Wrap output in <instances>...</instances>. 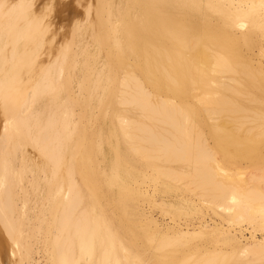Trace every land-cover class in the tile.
I'll return each mask as SVG.
<instances>
[{
    "label": "bare ground",
    "instance_id": "6f19581e",
    "mask_svg": "<svg viewBox=\"0 0 264 264\" xmlns=\"http://www.w3.org/2000/svg\"><path fill=\"white\" fill-rule=\"evenodd\" d=\"M47 1L0 0V264H264V0H92L57 43Z\"/></svg>",
    "mask_w": 264,
    "mask_h": 264
},
{
    "label": "rangeland",
    "instance_id": "374dc122",
    "mask_svg": "<svg viewBox=\"0 0 264 264\" xmlns=\"http://www.w3.org/2000/svg\"><path fill=\"white\" fill-rule=\"evenodd\" d=\"M52 0H50V2L48 3V1L44 4V9L46 8V4H49L50 6L52 5L53 7H49L48 5V7L46 8L47 9V11L48 12H46L47 14H48V16H51L52 18L54 17L55 19H49V21H50V23L52 24L51 25V27H50V30H52V28H53V30H55V28L57 29V31L56 32H61L60 34L59 33H56V35L55 36H57V40L56 39H54V41L53 42H58V40L60 41V36L59 35H62V33H64L65 32V30L66 31H69V29H71L72 28V26H73V24L74 23H77V22H82L83 20H81V19H83L84 17H83V15H84V11H85V8H83V6L85 7L86 6V4L89 2V1H92V0H85V1H83V2H86V3H83V2H81V0H77L78 2H80L79 3V5H80V7L78 6V4H76L77 3V1L76 0H64V1H60V0H55V1H53L54 3V5L52 4V2H51ZM75 1H76V3H75ZM62 2H63V4H62ZM65 4V5H64ZM85 4V5H84ZM62 6V7H61ZM63 6H65V7H63ZM81 6H82V8L84 9V11H83V9L81 8ZM56 7V8H55ZM60 8H62V9H60ZM65 8V9H64ZM48 9H52V10H48ZM64 9V10H63ZM57 10V11H56ZM51 11H52V13H51ZM64 12V14L67 16V19L65 20V16H64V14L63 13H61V12ZM72 11V12H71ZM82 12V13H81ZM49 13H51V15H49ZM56 13V14H55ZM71 13V14H70ZM58 14V15H57ZM63 15V16H62ZM59 16V17H58ZM82 17V18H81ZM57 18V19H56ZM60 18V19H59ZM79 18V19H78ZM81 18V19H80ZM48 19H46V20H48ZM62 19V21H60ZM69 19V20H68ZM76 19H78V20H76ZM54 21V25H53V23H52V21ZM58 21H60V22H58ZM64 21L66 22V23H64ZM70 21H72V22H74V23H72V22H70ZM55 22H57V23H55ZM72 24V25H69V24ZM61 25V28H62V30L63 29H65V30H61V31H59L60 30V27L58 28V26H60ZM64 26H65V28H64ZM68 26H69V29H68ZM52 30V31H53ZM55 33V32H54ZM56 38V37H55ZM56 42V43H57ZM147 206V203H144V205H143V208L145 207V209L147 208L146 207ZM149 212L150 213H148V216L149 217H152L153 219H156V221L158 222V224L160 223L161 225H163V224H165L166 222H170L169 220H167V218H165V217H162L160 214H161V211L159 210V209H151V211L149 210ZM158 213H160V214H158ZM199 213V212H198ZM197 212L196 213H191V214H188V215H184V213L183 214H178V213H175V211H173L171 214L169 213V215L170 216H172V217H174L175 219H179L181 222L180 223H182L184 220H188V221H192V222H194V223H197L198 222V219L200 218V214H198ZM217 213L219 214L220 213V211H217ZM152 214V215H151ZM193 214V215H192ZM195 215V216H194ZM205 215V219H207V221H210V223H211V220L213 221V220H215V221H217L216 220V217H215V215H213V214H211L210 212H206V214H204ZM209 215V217L211 218V219H209L208 220V218H207V216ZM180 217V218H179ZM181 218H182V220H181ZM184 219V220H183ZM197 220V221H196ZM159 224V225H160ZM160 225V226H161ZM242 228V229H241ZM240 229V232L239 233H241L240 235L241 236H239L238 234H237V236L238 237H243V238H241V241L243 242L244 241V239H245V241H246V239L247 238H249V234H248V231H250V229H248L247 228V230L245 229V227H241ZM245 237V238H244ZM260 234L259 233H255V239H260ZM244 241V242H245ZM42 258L41 257V255H37V256H34V258L36 259H39V262H37V264H42L43 262H42V260H43V258L40 260V258ZM36 259V260H37ZM41 262V263H40Z\"/></svg>",
    "mask_w": 264,
    "mask_h": 264
}]
</instances>
